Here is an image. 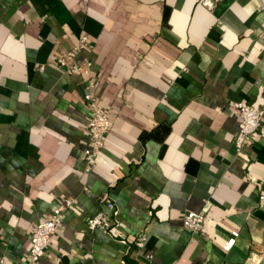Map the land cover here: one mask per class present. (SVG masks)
<instances>
[{
    "label": "crops",
    "instance_id": "obj_1",
    "mask_svg": "<svg viewBox=\"0 0 264 264\" xmlns=\"http://www.w3.org/2000/svg\"><path fill=\"white\" fill-rule=\"evenodd\" d=\"M200 1L0 0L2 264H27L34 225L64 198L39 264H264V141L236 152L231 106L263 102L264 0ZM81 36L74 62L111 109L89 173L88 78L56 63ZM105 200L112 229L89 230ZM188 212L204 213L200 234Z\"/></svg>",
    "mask_w": 264,
    "mask_h": 264
},
{
    "label": "built area",
    "instance_id": "obj_2",
    "mask_svg": "<svg viewBox=\"0 0 264 264\" xmlns=\"http://www.w3.org/2000/svg\"><path fill=\"white\" fill-rule=\"evenodd\" d=\"M223 0H201L200 4L208 10ZM86 37L81 36L73 48H71L66 57L57 59V66L65 70L67 73H81L87 76L86 93L84 95L85 105L88 110L87 119V144L83 151L85 162V173H89L95 169L96 155L102 149L105 139L110 131V114L109 106L102 105L94 95L96 80L91 73V63L84 61L82 64L74 62V58L86 44ZM43 67H40L42 70ZM264 96V87L262 88ZM238 112L240 125L238 132L234 136V147L237 153H241L244 146L253 134H258L264 141V98L260 107H252L243 102H234L231 104ZM104 199L102 198L101 201ZM258 201L260 208H264V178L260 182L258 190ZM105 202V210L100 209L95 214L87 218L86 225L89 230L101 229L110 231L112 229L111 212L115 209L113 202ZM74 204L73 198H64L62 205L55 207L44 218L38 220L34 225L30 235V251L27 264H39L45 256L50 246V238L62 226V215ZM203 212H188L182 218L183 228L191 235L200 234L203 230ZM147 233H141L135 245L143 248L146 241ZM229 247V246H228ZM2 264V262H0Z\"/></svg>",
    "mask_w": 264,
    "mask_h": 264
}]
</instances>
